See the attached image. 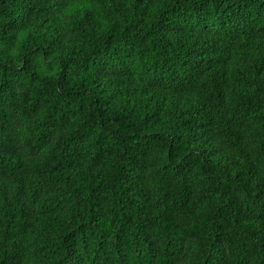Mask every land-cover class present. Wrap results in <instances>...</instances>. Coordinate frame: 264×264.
<instances>
[{
    "label": "trees",
    "instance_id": "1",
    "mask_svg": "<svg viewBox=\"0 0 264 264\" xmlns=\"http://www.w3.org/2000/svg\"><path fill=\"white\" fill-rule=\"evenodd\" d=\"M0 264H264V0H0Z\"/></svg>",
    "mask_w": 264,
    "mask_h": 264
}]
</instances>
